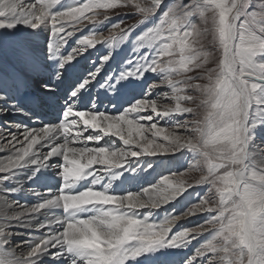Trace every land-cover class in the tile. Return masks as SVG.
Segmentation results:
<instances>
[{"label":"snow or ice","instance_id":"6c2138e0","mask_svg":"<svg viewBox=\"0 0 264 264\" xmlns=\"http://www.w3.org/2000/svg\"><path fill=\"white\" fill-rule=\"evenodd\" d=\"M121 8L138 16L136 23L116 21L103 36L97 26ZM140 26L133 51H146L126 59L128 67L101 78L109 50L92 61L94 70L68 81L78 57L128 40ZM20 28L44 37L48 75L33 103L56 115L43 119L47 113L25 104L23 75L0 78V115L27 108L39 125L16 123V131L5 129L10 139L0 135V152H10L0 159L5 205L24 191L13 183L18 172L37 198L0 217V264H145L194 241L183 264H264V0H0V49L11 48L35 69L34 41L7 39ZM133 84L141 92L124 101ZM170 154L188 157L187 168L132 185L154 167L145 158ZM186 173L199 175L189 183ZM197 187L205 189L198 202L157 220L160 209ZM42 210L45 219L33 223ZM204 213L203 222L173 231L182 217ZM40 229L47 231L37 237ZM204 233L210 238L200 242ZM20 235L26 238L16 242Z\"/></svg>","mask_w":264,"mask_h":264},{"label":"rangeland","instance_id":"374dc122","mask_svg":"<svg viewBox=\"0 0 264 264\" xmlns=\"http://www.w3.org/2000/svg\"><path fill=\"white\" fill-rule=\"evenodd\" d=\"M81 2H83V0ZM61 7H62V5H58L57 6V10H63ZM102 11L103 10H101V12ZM125 12H128L129 14L128 15H124ZM109 15L111 16V20H109V21H107V22H105L104 24L101 25L102 30H103L102 34L105 37H107L109 35L108 26L110 24H113V23H115L116 21H119V20H123L125 22V24L122 25V27H124L126 25H133V24H135L136 23V20L138 19V16H135V15H132L131 14V10L130 9H124V8L115 9V10H109ZM100 19H103V17L101 16ZM90 28H92V25H87L86 27L83 28V31L82 32H77L76 33V36L73 38V40H71L72 43L70 44V46L77 47V45L75 43V40L78 39V38H80V36H82L83 34H87ZM143 28H144V26H140L139 28H137L136 31L132 34V37H130L128 40H118V42H116L115 44H112V45H109L107 43V46L105 47V50L106 51L104 52V54H107V52L109 50H111L113 52V58L114 59H115V57L120 58L121 65H123L124 68L125 67H128V66H125L124 63H123L126 59L139 56L142 51H146V49L145 50H140V51H133V49L135 47L134 37H135V35H137L140 32H142L143 31ZM100 30L101 29H99V30L97 29L98 32H100ZM118 31L119 30H117V32ZM21 32L22 33H25L24 30L18 29V30H16V34L15 35H17L18 33H21ZM12 37L14 39H16L15 36H12ZM157 42H159V41H157ZM99 45L100 44H98L97 46H99ZM104 45H105V43H104ZM113 47L118 50L117 51L118 53L115 52V50L113 49ZM0 50H2V49H0ZM90 50H92V49H89V51ZM113 58L111 60H113ZM174 59H179L178 53L174 57ZM0 66L2 67V64L1 63H0ZM149 79H150V82H151V79L152 78L150 77ZM165 90H167V89H165ZM168 91H170V90H168ZM2 116H3V118H5V120H4V122L2 124L0 123L1 129L4 132H6L5 129H8L10 131H13V129H14V131H16L15 124L16 123H21V122L15 121V119L12 117L13 116L12 113H8L7 115H2ZM38 126L39 125H37V126H31V127H38ZM6 135H7V132L5 133L4 136H6ZM6 137L8 138V136H6ZM258 138H261L262 140H264V130H260L258 132ZM4 142H6V139L3 142L0 141V143H4ZM46 150H44V151H46ZM155 158L156 159H150V160L153 161L154 168H155V165L156 164H160V163L161 164H164L165 167H168V165L171 164V162L174 163V164L179 163L178 166L172 165V166H174V167H172V166L170 167L172 170L183 171L184 169L187 168V160H188V157H182L179 154H176V155H171L170 154V155H167V156H163V157H159L158 156V157H155ZM145 159H149V158H145ZM182 160H184V161L182 162ZM168 174H169V172H167L165 174H162L157 179V181H155L154 183L158 182L162 178L163 175H168ZM198 175H199V173H186L183 178L186 179L189 183H194V177H196ZM147 176H149V175L147 174ZM204 191H205V189L203 187H197V188L189 189L188 193H186L185 196L179 202H177L176 204L170 205L171 207L170 206L167 207L166 208L167 210H165V211L162 208L163 210H161L160 214H166V213L172 212L173 209L176 210L175 214H179L190 203H196V202H198L197 193L203 194ZM9 200L12 201L11 198H9ZM12 202H14V201H12ZM17 206H19V205H17ZM22 208H25V207H22ZM207 215H208L207 213L197 214L193 219H190V220L187 217H182L179 220V222H176V224L174 225L173 231H177V230H179L182 227H191V226H193L195 224L201 223V222H203L207 218ZM34 222H37V218H36V220H34ZM179 226H181V227H179ZM18 231H20V230H18ZM21 237L22 236L17 237L16 239L14 238V240L16 242H19V240L22 239ZM205 237H208V234L207 233H204V236L200 238V242H204V238ZM208 238H210V237H208ZM194 242H193V244H194ZM192 246L193 245H191L190 248H193ZM171 250L172 251H174V250L180 251L181 249H171ZM192 254H194V251H193Z\"/></svg>","mask_w":264,"mask_h":264},{"label":"bare ground","instance_id":"6f19581e","mask_svg":"<svg viewBox=\"0 0 264 264\" xmlns=\"http://www.w3.org/2000/svg\"><path fill=\"white\" fill-rule=\"evenodd\" d=\"M34 1L35 0H19V2L21 3V4H24L25 6L28 4V3H34ZM82 0H80V2H81ZM63 3H74L75 2V0H63L62 1ZM63 6V5H62ZM97 29L99 30V29H101L100 30V32H103V30H102V27H101V25H99V26H97ZM20 30H24V32H27V33H29V29H24V28H20ZM40 37H42V39L41 40H43V36H40ZM43 43H40L39 44V49H40V52H41V48L43 47ZM97 48H94V49H92V50H88L86 53H84L83 54V56L82 57H78L77 59H78V61H80L84 56H88V58H91L92 57V55L94 54V52H96L97 50L98 51H106L105 50V45H104V43L103 44H100L99 46H96ZM113 49L115 50V52H117L118 50L116 49V48H114L113 47ZM102 53V52H101ZM118 53V52H117ZM42 57H43V54L41 53L40 54ZM119 56V55H118ZM16 59L17 60H19L18 59V57H16ZM76 62L74 61L73 62V64H75ZM115 65L116 67H118L119 69H121L122 67H123V65H121V60H120V58H117V57H115V59L113 58V60H110L105 66H107V65H109V66H112V65ZM21 66L25 69V70H28L31 66H25V65H23V64H21ZM19 68H21V67H19ZM108 70V69H107ZM109 72H112V71H109ZM106 73V72H105ZM113 73V72H112ZM130 88H132V85H130L127 89H130ZM2 118V121H1V124L4 122V120H5V118H3V116L2 115H0V119ZM13 131H14V129H13ZM5 133L6 132H4L2 129H1V127H0V135H5ZM7 136V135H6ZM6 136H4V137H6ZM7 138V137H6ZM9 139H10V137H8ZM0 141L1 142H3V141H5V139H0ZM5 143V142H4ZM44 150H46V149H44ZM10 154V152H9V150H5V151H3V152H0V159H3L4 157H6L7 155H9ZM159 157H163V156H159ZM147 158H149V159H156L155 157H147ZM140 174H143V175H145V172H140ZM17 176L19 177V179H18V181H15V182H13V183H16L17 185H24V183H25V180H24V177H23V173L22 172H18L17 173ZM147 180V179H146ZM146 180H142V183H144V184H146L147 182H146ZM182 199V198H181ZM181 199H179L178 201H175V202H173V203H170V204H168V205H166V206H164L163 207V209H164V211L165 210H167L166 208L167 207H169L170 205H172V204H176L177 202H179ZM4 200H5V197L4 196H2V195H0V217H3L4 215H8V216H14L16 213H19V212H21V211H23L24 210V208H22V207H28V205H25V204H23V203H19L18 205L19 206H17L16 205V203H14V202H12V201H14V200H12V201H10L9 199H8V204L7 205H5V203H4ZM171 207V206H170ZM163 209H160V211L156 214V217H157V215L161 212V210H163ZM145 211V210H144ZM34 216L37 218V222H39V221H43V219L45 218V211L44 210H42V212L41 213H39V214H34ZM195 216H190V217H187L189 220L190 219H193ZM26 219H31L30 217H26ZM188 220V221H189ZM195 220V219H194ZM187 221V222H188ZM37 222H34V220H33V223H37ZM177 222H179V221H177ZM13 227H15L17 230H20V232H22L23 230H21L20 228H19V225H13ZM45 231H47V229H40V230H38L37 232H36V236L38 237L39 235H38V232H40L41 234L43 233V232H45ZM20 236H22V235H20ZM20 236H17V237H20ZM17 237H15V239L17 238ZM21 238H26V237H21ZM168 262V261H167Z\"/></svg>","mask_w":264,"mask_h":264}]
</instances>
